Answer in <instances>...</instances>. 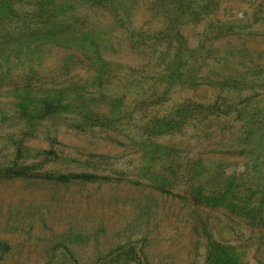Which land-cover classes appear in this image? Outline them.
<instances>
[{"label": "rangeland", "instance_id": "1", "mask_svg": "<svg viewBox=\"0 0 264 264\" xmlns=\"http://www.w3.org/2000/svg\"><path fill=\"white\" fill-rule=\"evenodd\" d=\"M36 1L0 8V264H264V0L180 47L187 0Z\"/></svg>", "mask_w": 264, "mask_h": 264}, {"label": "trees", "instance_id": "2", "mask_svg": "<svg viewBox=\"0 0 264 264\" xmlns=\"http://www.w3.org/2000/svg\"><path fill=\"white\" fill-rule=\"evenodd\" d=\"M23 0H0V8L1 12L4 15V17H11V14L18 12L16 10V4L22 2ZM47 2H44V0H37L36 5L40 8H42V5H46V9L38 10L36 15H39L40 18H42L43 21H47L50 16L55 15L58 12L64 11L66 9V5L64 1H58V0H45ZM104 1H110V3L115 2V0H91V2L100 3ZM210 0H203L201 3H197L196 5H193L190 0H187L186 2L180 3L177 8H181V10L174 11L173 13H168V19L161 30H157L154 32V39L156 37L165 38L166 40H170L171 38H174L177 43L179 44V47L181 43L183 42L182 35L179 31L182 19L184 16L190 18V19H196L199 18L200 15L210 11ZM20 6V5H19ZM186 14V15H185ZM76 22L78 27H83L86 24V21L84 18H77L72 23V29L74 30V27H76ZM71 26L70 24L63 25V29L68 28ZM150 37H148L149 40ZM145 42V41H143ZM178 47V49H179ZM165 117L159 118L155 120L154 122L151 121V123H148L146 125V129L149 130L152 133H159L161 131H164V128L172 122L171 120L166 121V123H163ZM170 128V127H169ZM23 172L20 171H13L11 174H22ZM44 178L48 179H55V180H65L68 178H76V177H84V178H90L91 175L88 174H74V175H58L53 176L51 174H42L39 175ZM165 181H161L158 183L157 187L160 190L169 192L165 187Z\"/></svg>", "mask_w": 264, "mask_h": 264}]
</instances>
